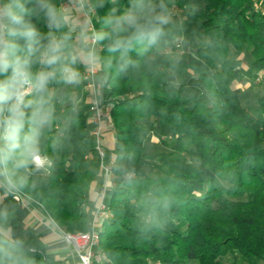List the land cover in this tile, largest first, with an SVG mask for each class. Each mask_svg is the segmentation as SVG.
I'll use <instances>...</instances> for the list:
<instances>
[{"label":"trees","instance_id":"trees-1","mask_svg":"<svg viewBox=\"0 0 264 264\" xmlns=\"http://www.w3.org/2000/svg\"><path fill=\"white\" fill-rule=\"evenodd\" d=\"M51 2L59 7L62 0ZM130 2L116 0L98 9V20L93 17L96 30L104 27L112 7L120 15ZM177 2L181 7L199 6L193 20L207 36L188 55L152 56L166 42L174 45V37L167 40L165 35L143 55L136 46L128 56L137 65L119 73V53L110 54L105 47L99 51L104 60L113 57L112 68L100 72L108 73L100 96L111 104L115 135L105 162L113 153L112 175L118 179L108 203L112 216L100 230L99 246L109 260L103 264H223L224 256L231 264H264V94L255 97L253 107H243L240 90L231 87L240 73L237 54H249L247 72L254 78L264 69V12L256 8V0ZM27 6L35 8V0ZM28 19L42 34L50 31L43 13ZM52 31L59 36L67 28ZM215 56L222 58L219 67ZM76 67L81 72L83 65ZM166 71L193 73L199 87L191 92L184 83L177 86ZM50 88L60 90L53 101L56 119L37 152L47 155L52 166L48 172L32 173L30 184L35 186L25 190L32 204L41 205L65 230L87 231L93 210L89 190L101 168L85 92L82 84L73 89L53 83ZM69 96L78 100L75 112ZM149 120L169 128L176 148L189 142L188 157L146 147ZM85 152L90 159H82ZM9 200L17 204L6 197ZM5 228L0 229V264H68L51 258L37 237L21 239L20 206Z\"/></svg>","mask_w":264,"mask_h":264},{"label":"clouds","instance_id":"clouds-1","mask_svg":"<svg viewBox=\"0 0 264 264\" xmlns=\"http://www.w3.org/2000/svg\"><path fill=\"white\" fill-rule=\"evenodd\" d=\"M29 2L0 0V190L13 197L35 186L30 184L32 173L47 172L52 166L51 162L40 166L35 163L41 139L56 119L53 101L57 94L50 85L81 84L84 76L76 67L78 64L93 75L111 69L113 57L104 60L96 47L105 41L108 53H119V73L130 65L135 67L137 62L128 53L139 45V54L143 55L156 46L166 35L165 26L173 16L164 0L158 4L155 0H131L126 11L115 15L113 9L105 18L104 27L89 34L86 25L80 26L72 16L71 8L57 7L51 0H35V8L30 9ZM78 4L82 6L83 0H78ZM40 13L50 29L46 35L28 19ZM62 28L67 31L59 36L52 31ZM34 65H38L35 71ZM107 83L106 71L96 77L97 87ZM68 99L75 112L77 101L71 96ZM56 143L54 140L53 147ZM0 218L7 219L6 207L0 209Z\"/></svg>","mask_w":264,"mask_h":264},{"label":"rangeland","instance_id":"rangeland-1","mask_svg":"<svg viewBox=\"0 0 264 264\" xmlns=\"http://www.w3.org/2000/svg\"><path fill=\"white\" fill-rule=\"evenodd\" d=\"M64 1L65 0H62L59 7L64 3ZM87 1L91 6L93 17L95 21H97L98 9L102 8L105 5L108 7V5L110 6L116 0H87ZM155 2L158 4L159 0H155ZM164 2L165 4L168 5L169 9L173 13L172 21L169 23V25L165 26V32H166L167 40H169L171 36L174 37L173 38L174 45L168 44V42H166L164 45L157 47L156 51L152 53V56L158 54H167L169 57L173 59H179L191 53L194 47L202 46L207 40V36L204 35L199 30L192 16V14L194 12L199 11L200 8L194 3H191L190 6L188 7H181L180 4L177 2V0H164ZM256 8L264 12V0H256ZM113 9L116 10V7H112V9L110 10L113 12ZM176 43H179L180 46L177 47ZM100 45L103 49L104 46L102 42ZM235 57L241 59L240 60L241 62L237 66V68L240 69V73L237 76H235V78L233 79L231 83V87L238 88L240 90L239 99L243 107H249V106L253 107V105L255 104V97L264 94V77L261 80L256 81L255 78L247 72L248 71L247 65L251 59L248 53L237 54V56ZM214 61H215V67H219L222 58L219 56H215ZM166 74H167V78L173 81L174 83H176L177 86L181 83L186 84L191 92H193L196 88L199 87L197 77L196 75H193V73L175 74L172 73L171 71H166ZM69 86L75 89L76 86L78 85H69ZM56 94H57L56 99H58L60 97V90L57 91ZM145 125H146L145 126L146 132H145L144 144L146 147H148L149 149L155 147V149L159 151L165 150L173 154L180 153L182 156L188 157V152L191 149V145L189 144V142L184 141L182 143L181 148H176L173 145L175 135L169 130L167 126L160 124L157 120H153V121L149 120L147 121V123L145 122ZM110 131L114 134V130H110ZM81 155H82V159L85 158V156L88 159H90L91 157L90 156L91 154L86 152L81 153ZM154 160H155L154 156L148 158L149 163H153ZM79 167L81 169L84 168L83 164L80 165ZM145 169L147 170L148 168ZM111 177L113 178L111 179L113 180V185L109 186L105 193L106 204L109 203L111 193L114 190V186L118 180L117 177L113 175ZM97 179H98L97 181H100L101 177L99 176L97 177ZM23 193L26 194V196H31L29 192H27L25 189H23ZM183 227L184 224H182L181 226L182 230ZM220 260L223 264L232 263V259L228 256L221 257ZM191 264H195V263H191Z\"/></svg>","mask_w":264,"mask_h":264},{"label":"built area","instance_id":"built-area-1","mask_svg":"<svg viewBox=\"0 0 264 264\" xmlns=\"http://www.w3.org/2000/svg\"><path fill=\"white\" fill-rule=\"evenodd\" d=\"M60 7L71 8L72 16L74 15V10L79 8L86 21L89 34H91L93 30L97 31L93 22L91 6L87 0H83L82 6L78 4V0H65ZM176 46L179 47L180 44L177 43ZM96 47L98 52L102 49L100 44ZM81 73L84 76L82 82L83 91L88 98L87 109L89 113V123L91 124L90 134L93 138L94 149L100 161L102 185L101 188L96 191L92 219L87 231H67L62 226H59L50 215L45 210L44 211L52 230L56 232L65 244L72 248V252L77 256L80 264H103L109 260L106 253L99 246L100 230L103 222L112 216L108 204L105 203V193L108 187L111 186L112 161L114 158V154L112 153L111 160L105 162L106 147L104 141L106 139L105 132L114 130V123L110 113L111 104L102 101L100 96L101 88L96 86V77L100 76V72L93 75L88 73L83 66ZM263 77L264 69L257 74L255 80L259 81ZM49 162H51V160L47 156L37 152L35 160L37 166L45 165ZM3 193L6 197H11L17 203L25 207H27L28 203L33 202V200L22 191L18 192L14 197L5 192ZM40 207L42 206L40 205Z\"/></svg>","mask_w":264,"mask_h":264},{"label":"crops","instance_id":"crops-1","mask_svg":"<svg viewBox=\"0 0 264 264\" xmlns=\"http://www.w3.org/2000/svg\"><path fill=\"white\" fill-rule=\"evenodd\" d=\"M73 17L78 20L80 26L87 27L86 21L82 16L81 10L79 8L75 9L73 12ZM79 32L77 28L76 35ZM82 84V83H81ZM83 88V87H82ZM78 101V100H77ZM88 98L85 95V103L87 104ZM105 141L104 145L106 148L112 150L115 147V135L110 131L105 132ZM99 177V176H98ZM101 177V176H100ZM113 179V178H111ZM89 190V201L94 203L96 191L101 188L102 178ZM111 185H113V180H111ZM6 196L2 190H0V209L7 208V219L0 218V229L4 231L6 228V223L18 213V207L21 208V217H22V228L23 233L21 239L25 240L29 237H37L42 243L47 252V254L53 259L66 260L68 264H80L77 256L72 252V248L65 244L62 239L54 232L45 216V211L42 207L28 203L27 207L20 205L19 203L15 204L11 200L5 201Z\"/></svg>","mask_w":264,"mask_h":264}]
</instances>
